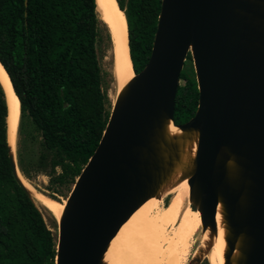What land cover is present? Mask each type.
Listing matches in <instances>:
<instances>
[{"label": "water", "instance_id": "1", "mask_svg": "<svg viewBox=\"0 0 264 264\" xmlns=\"http://www.w3.org/2000/svg\"><path fill=\"white\" fill-rule=\"evenodd\" d=\"M188 54L198 103L176 125ZM185 179L210 239L188 263L209 252L219 209L224 264H264V0H161L149 59L117 92L65 199L54 264H107L134 211Z\"/></svg>", "mask_w": 264, "mask_h": 264}, {"label": "trees", "instance_id": "2", "mask_svg": "<svg viewBox=\"0 0 264 264\" xmlns=\"http://www.w3.org/2000/svg\"><path fill=\"white\" fill-rule=\"evenodd\" d=\"M117 2L126 16L129 55L137 73L151 53L161 0ZM98 22L97 0H0V63L20 101L21 118L29 116L45 148H56L58 176L72 186L110 114L96 57ZM0 83V264H54L56 242L42 209L13 174L9 104ZM197 103L196 81L181 71L174 124L190 119ZM10 192L14 208L6 200Z\"/></svg>", "mask_w": 264, "mask_h": 264}, {"label": "bare ground", "instance_id": "3", "mask_svg": "<svg viewBox=\"0 0 264 264\" xmlns=\"http://www.w3.org/2000/svg\"><path fill=\"white\" fill-rule=\"evenodd\" d=\"M97 9L108 23L113 38L112 73L115 81V94H117L122 86L134 76L129 55L126 16L119 8L117 0H97ZM0 81L8 98L10 155L16 177L18 180L20 178L19 181L23 184L20 183L38 201L44 211H48L58 220L65 202L51 198L37 190L15 165L17 134L21 120L20 101L1 63ZM171 130L174 131L176 128L172 126ZM167 196H170L169 202L164 204V198ZM221 218L218 209L216 213L217 234L213 237L210 249L215 248L219 263L224 264L225 240ZM200 229V212L189 201V185L185 179L166 191L160 198L151 197L134 211L111 240L105 254L106 263L189 264L191 238ZM203 236L202 243H200L201 248L205 247V243L210 240L209 230L203 232Z\"/></svg>", "mask_w": 264, "mask_h": 264}, {"label": "rangeland", "instance_id": "4", "mask_svg": "<svg viewBox=\"0 0 264 264\" xmlns=\"http://www.w3.org/2000/svg\"><path fill=\"white\" fill-rule=\"evenodd\" d=\"M99 18V36L98 41L96 42V57L100 68L101 91L106 97V109L111 110L110 105L112 106L114 101L113 98L116 97L115 81L112 73L114 43L108 23L100 13ZM182 71L190 78L195 79V71L190 54L187 55L186 60L184 61ZM22 115L17 134L15 165L22 175L33 186H35L37 190L46 195L48 194V196L55 197L57 200L60 199L59 201L65 202V199L72 188V183L64 182V180L58 176L61 173V169L59 165L55 166L54 164L59 160L60 155L56 148H45L43 146V138L40 130L34 125L29 116L25 113ZM53 168H55V173H52ZM13 196L14 192H10L6 196L8 204L12 206L11 208H14L15 205ZM165 198L163 202L164 204H167L170 196ZM35 201L37 202V205L41 207L36 199ZM41 209V215L43 216L47 227L51 230L54 241L57 242V221L51 213L44 211L42 207ZM203 237L201 229L192 236L193 239L191 238L188 262L193 256V253L195 254L196 250L201 246L200 243H202L201 239H203ZM199 264H220L215 248H211Z\"/></svg>", "mask_w": 264, "mask_h": 264}]
</instances>
